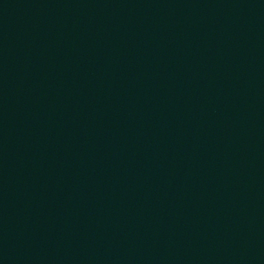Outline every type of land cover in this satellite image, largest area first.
I'll list each match as a JSON object with an SVG mask.
<instances>
[{"label": "water", "instance_id": "water-1", "mask_svg": "<svg viewBox=\"0 0 264 264\" xmlns=\"http://www.w3.org/2000/svg\"><path fill=\"white\" fill-rule=\"evenodd\" d=\"M0 264H264V0H0Z\"/></svg>", "mask_w": 264, "mask_h": 264}]
</instances>
